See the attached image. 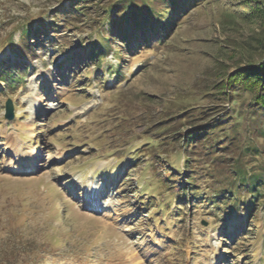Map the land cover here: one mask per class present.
I'll return each mask as SVG.
<instances>
[{"label": "rangeland", "instance_id": "1", "mask_svg": "<svg viewBox=\"0 0 264 264\" xmlns=\"http://www.w3.org/2000/svg\"><path fill=\"white\" fill-rule=\"evenodd\" d=\"M113 1L74 17L73 0H0V264H264V197L252 210L206 198L230 185L239 150L198 170L199 198L183 195L186 153L213 166L185 135L258 107L252 92L220 88L264 56L262 0L186 1L164 36L127 26L126 37L95 21ZM260 150L241 154L247 170L261 169Z\"/></svg>", "mask_w": 264, "mask_h": 264}, {"label": "trees", "instance_id": "2", "mask_svg": "<svg viewBox=\"0 0 264 264\" xmlns=\"http://www.w3.org/2000/svg\"><path fill=\"white\" fill-rule=\"evenodd\" d=\"M94 0H73L70 4L71 7L66 9L64 13L67 15L70 11H75L77 15L74 17H80V15H85L86 17L90 14L85 11L91 6L85 5L87 2H93ZM190 0H141L138 5V0H116L109 2L103 6L102 14L99 15L98 19L95 20L98 23H104L108 20L109 27L118 28L119 31L123 32V37L125 34H129L127 26L135 29H150L155 34H160L164 36L170 28H173L175 19L171 17L172 11H176L177 17L182 13L181 8L184 3ZM192 3V2H191ZM262 7H264V0H262ZM94 6H98V3H93ZM259 8V11L264 12V8ZM113 17H115L113 19ZM229 18H233L230 16ZM43 22V21H42ZM33 21H28L22 27V36L27 38L32 33ZM45 23V21H44ZM133 30V29H132ZM133 30V31H134ZM131 34V33H130ZM22 39V37H21ZM126 39V38H125ZM108 42V37L106 35L101 36V41L96 45V48L92 50V54L96 51L95 56L99 58H104L106 55V49L104 45ZM148 42V41H147ZM26 43V42H25ZM25 45V44H24ZM22 44L21 49L24 46ZM264 49V46H263ZM257 64H250L246 69L238 67L234 75H227L225 77L226 83L220 88L221 93H226V89L235 91L237 88L246 89L254 94L253 101L258 105L256 108L250 110L242 109L241 111H236L234 124L227 127L226 123L219 124L212 122L210 124H205L196 128L193 132L187 133L184 137V147L190 146L191 148H198L199 145L204 150H200L202 154L206 155L207 160H212L213 166L209 163H200L202 157L199 152H196L194 158H190V154H185V175L187 176L188 188L184 189L183 195L187 193L191 195L192 198H199L201 194V188H198V173L199 169L203 170V165H206L210 170V173H214V167L219 166L221 163L226 162L224 160L227 156L226 154L239 150V155L235 160L232 161V166L230 171L231 178H227L230 185L218 190L214 195L206 196L208 200L219 201L224 203H229L228 200H232L236 205L238 203H243L246 209L252 210L253 207L261 201L264 192V164H262L261 169L247 170L246 164H244L241 154L252 155L255 157L261 156L260 147L264 149V145L256 144L251 142L247 138L248 134L242 128H239L240 123H245V117H251L248 123H255L256 127L254 130L257 135H261L264 138V124L261 122V117L264 116V56H262ZM5 69V68H2ZM236 87V89H235ZM253 104V103H252ZM232 111L236 108H231ZM231 110L224 114L223 119L231 115ZM223 119L221 121H223ZM260 122V123H259ZM244 138V141H243ZM222 139H225L224 142ZM235 147L236 149H231ZM201 148V149H202ZM216 148H220L216 151ZM210 151V152H209ZM212 151V152H211ZM211 153L214 155L211 156ZM245 190L250 193L248 200L246 198L240 197V191ZM237 205L234 206V209Z\"/></svg>", "mask_w": 264, "mask_h": 264}, {"label": "bare ground", "instance_id": "3", "mask_svg": "<svg viewBox=\"0 0 264 264\" xmlns=\"http://www.w3.org/2000/svg\"><path fill=\"white\" fill-rule=\"evenodd\" d=\"M29 127H30V129H32L33 128V124H30ZM14 141H15V137L9 141V143L6 145V149H10V150L13 149L14 150L15 149V147H13V146H15L14 145ZM37 154H38V150H35V151L33 150L30 153H27L26 152V153H24V155H22V158L24 160H26L25 162L27 163V169H26V171L35 170L36 165H37V158H38V155ZM92 196H90L89 194H86V198L91 199ZM216 259L217 258H215L214 261H216Z\"/></svg>", "mask_w": 264, "mask_h": 264}, {"label": "water", "instance_id": "4", "mask_svg": "<svg viewBox=\"0 0 264 264\" xmlns=\"http://www.w3.org/2000/svg\"><path fill=\"white\" fill-rule=\"evenodd\" d=\"M5 116L7 119L14 118V104L11 98L7 99L5 104Z\"/></svg>", "mask_w": 264, "mask_h": 264}]
</instances>
